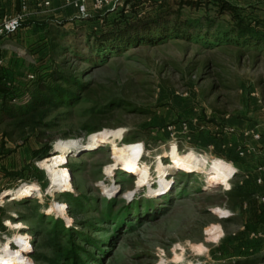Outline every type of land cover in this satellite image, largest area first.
Instances as JSON below:
<instances>
[{
  "label": "rangeland",
  "instance_id": "rangeland-1",
  "mask_svg": "<svg viewBox=\"0 0 264 264\" xmlns=\"http://www.w3.org/2000/svg\"><path fill=\"white\" fill-rule=\"evenodd\" d=\"M138 4L136 14L129 6L91 10L86 19L52 17L39 40L30 33L21 42H5L12 58L20 51L25 58L16 70L0 66V74H12L0 84L12 104L29 102L28 75L38 80L55 70L72 72L87 88L70 108L0 122V246L10 240V248L20 251L14 264H264V231L245 225L244 204L228 194L236 184L252 183L245 178L242 149L230 151L228 144H247L239 126L264 119V46L178 36L103 57L107 50L96 49L90 35L121 14L138 19L151 12L150 3ZM185 12L214 16L215 8L208 3ZM99 131L116 135L92 152H58L66 158L70 189L50 191L39 162L53 155L58 142H87ZM122 146L139 147L149 182L139 186L142 172L125 164L106 173ZM174 149L206 157L208 167L216 160L230 164L235 175L229 189L182 169L168 172L167 184L160 182L156 161L171 162ZM23 185L34 194L12 200L10 192Z\"/></svg>",
  "mask_w": 264,
  "mask_h": 264
},
{
  "label": "trees",
  "instance_id": "trees-1",
  "mask_svg": "<svg viewBox=\"0 0 264 264\" xmlns=\"http://www.w3.org/2000/svg\"><path fill=\"white\" fill-rule=\"evenodd\" d=\"M133 2L135 0H129L128 4L136 14L139 4ZM148 3L152 6L148 14L138 16V19H130L121 14L112 26L90 35L95 40L96 49L107 50L103 57L108 53H117L120 48L154 44L178 36L205 43L215 39L237 43L245 41L255 47L264 46V19L252 18L243 8L226 0H174L172 4L166 0H150ZM208 3L214 4V16L205 14L195 17L185 12L186 9L200 10ZM225 17L227 18L224 19ZM212 29L216 32L211 33ZM30 84L29 102L23 107L12 104L13 100L5 92L0 105V122L6 119H22L30 115L33 118L43 117L51 109L70 108L78 101V93L87 88L72 72L64 73L58 70L33 80ZM110 106L119 107V103L112 102ZM50 149L47 148L45 154ZM247 187L249 186L245 183L236 184L228 194L243 205L251 196Z\"/></svg>",
  "mask_w": 264,
  "mask_h": 264
},
{
  "label": "bare ground",
  "instance_id": "bare-ground-1",
  "mask_svg": "<svg viewBox=\"0 0 264 264\" xmlns=\"http://www.w3.org/2000/svg\"><path fill=\"white\" fill-rule=\"evenodd\" d=\"M116 133H109L107 131H99L93 133L87 142L67 141L58 142L55 145V151L51 157L39 162V165L46 169L51 180L50 191H59L65 193L70 189V177L68 172L62 165L66 162V158L62 154L75 155L85 152H92L105 146L107 139L112 138ZM112 141V140H111ZM110 143V142H109ZM61 152L62 154H59ZM171 162L165 163L161 158L156 161L155 172L157 178L163 184H167L166 175L168 172H173L182 169L185 172H197L205 174L206 183L209 186H224L227 189L230 187V181L235 175V168L230 164L222 161H214L208 167L209 161L206 157L198 156L194 151L186 154H180L175 149L170 153ZM127 165L131 170L142 172L138 177L137 184L144 185L151 180L150 167L141 161L139 158V147L136 146H122L113 156V164L106 168V173L112 175L119 165ZM33 195V190L29 185H23L20 189L10 192L12 200H20L22 196ZM38 196V192H35ZM60 212H63L60 207ZM221 230L219 228L213 229V236L219 237ZM19 246H22L21 241H16ZM10 240L0 246V264H14L16 260L21 257L18 249L10 248ZM193 248L201 253L202 248L193 246ZM176 261L181 260V256L175 258Z\"/></svg>",
  "mask_w": 264,
  "mask_h": 264
},
{
  "label": "crops",
  "instance_id": "crops-1",
  "mask_svg": "<svg viewBox=\"0 0 264 264\" xmlns=\"http://www.w3.org/2000/svg\"><path fill=\"white\" fill-rule=\"evenodd\" d=\"M143 4L150 2V0H141ZM154 1V0H152ZM236 6L243 8L247 15L255 19H264V0H226ZM49 2V6H40V3ZM67 0H27L26 18L21 29L15 34L6 37L0 43V66L5 69L16 70L19 69L24 61V57L21 56V51L17 53V56L12 58L11 52L5 42L9 38H16L18 42L27 39L28 34H34L36 40L42 38L43 30L41 26L45 25V22L49 21L52 17H64L72 15L77 17L75 8L66 4ZM22 12L21 0H0V23L4 19L12 18ZM26 25L31 24L33 30ZM40 27V28H39ZM41 36V37H40ZM16 72V71H15ZM6 73L12 75L10 71H6L0 74V84L6 82V79L12 76H7ZM7 85V84H6ZM5 91L0 89V102L4 99ZM255 124V123H254ZM248 124L245 126H239L243 129L248 136V143L244 146L232 145L229 143V150L236 151L242 149L244 153V166L243 170L246 172L245 178L251 181V187H247L251 196L244 202L242 209L245 213V225L248 227H259L264 231V182L258 184L256 179L258 176V168L264 167V119L260 125ZM238 127V126H237ZM258 136V137H256ZM233 217L238 215L237 209H232ZM230 216V217H231Z\"/></svg>",
  "mask_w": 264,
  "mask_h": 264
},
{
  "label": "built area",
  "instance_id": "built-area-1",
  "mask_svg": "<svg viewBox=\"0 0 264 264\" xmlns=\"http://www.w3.org/2000/svg\"><path fill=\"white\" fill-rule=\"evenodd\" d=\"M129 0H67L66 4L75 8L77 18H88L90 11L94 12H111L118 11L120 9H128ZM40 6H49V2L40 3ZM21 8L22 12L17 14L16 16L8 19H4L0 23V43L6 37H9L16 32H18L26 18V10H27V0H21ZM0 64L2 62L0 61ZM28 81H33L35 79L34 75L27 76ZM258 137V136H256ZM240 155H243L241 152ZM257 183L261 184L264 182V167H260L257 170ZM264 202V198H262Z\"/></svg>",
  "mask_w": 264,
  "mask_h": 264
}]
</instances>
